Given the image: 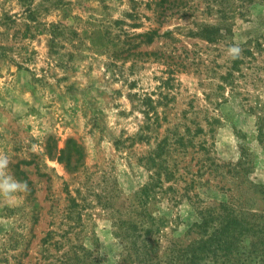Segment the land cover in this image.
Masks as SVG:
<instances>
[{"label": "rangeland", "instance_id": "rangeland-1", "mask_svg": "<svg viewBox=\"0 0 264 264\" xmlns=\"http://www.w3.org/2000/svg\"><path fill=\"white\" fill-rule=\"evenodd\" d=\"M259 124L264 0H0V264H264Z\"/></svg>", "mask_w": 264, "mask_h": 264}, {"label": "clouds", "instance_id": "clouds-1", "mask_svg": "<svg viewBox=\"0 0 264 264\" xmlns=\"http://www.w3.org/2000/svg\"><path fill=\"white\" fill-rule=\"evenodd\" d=\"M229 51L233 54V56H236L239 54L240 49L238 47H232ZM8 163V157L4 154H0V171L6 169ZM26 188V183L15 179L11 175H3L0 177V193H3L4 195H11L18 191H23Z\"/></svg>", "mask_w": 264, "mask_h": 264}, {"label": "trees", "instance_id": "trees-1", "mask_svg": "<svg viewBox=\"0 0 264 264\" xmlns=\"http://www.w3.org/2000/svg\"><path fill=\"white\" fill-rule=\"evenodd\" d=\"M256 131H257V139L262 142L264 140V127H263V124H259L257 125L256 127ZM255 215V214H254ZM261 216V215H260ZM241 217L239 214L233 216L232 218H230L228 221H227V224L229 226L233 225V227L236 229L235 231H237L238 233H241V228H240V220ZM212 240V239H211ZM206 240H201V244H210V243H206L205 242ZM198 243V241H197ZM195 249H198V248H195Z\"/></svg>", "mask_w": 264, "mask_h": 264}]
</instances>
